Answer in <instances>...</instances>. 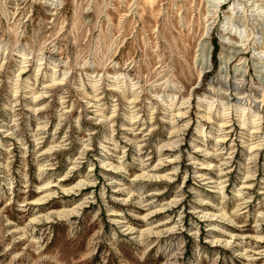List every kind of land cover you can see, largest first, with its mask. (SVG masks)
I'll use <instances>...</instances> for the list:
<instances>
[{
  "label": "rangeland",
  "instance_id": "rangeland-1",
  "mask_svg": "<svg viewBox=\"0 0 264 264\" xmlns=\"http://www.w3.org/2000/svg\"><path fill=\"white\" fill-rule=\"evenodd\" d=\"M0 264H264V0H0Z\"/></svg>",
  "mask_w": 264,
  "mask_h": 264
},
{
  "label": "bare ground",
  "instance_id": "bare-ground-1",
  "mask_svg": "<svg viewBox=\"0 0 264 264\" xmlns=\"http://www.w3.org/2000/svg\"><path fill=\"white\" fill-rule=\"evenodd\" d=\"M69 214V213H68Z\"/></svg>",
  "mask_w": 264,
  "mask_h": 264
}]
</instances>
